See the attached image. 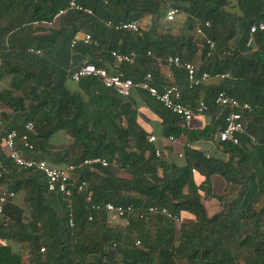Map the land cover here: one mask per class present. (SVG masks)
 Returning <instances> with one entry per match:
<instances>
[{
    "label": "trees",
    "instance_id": "16d2710c",
    "mask_svg": "<svg viewBox=\"0 0 264 264\" xmlns=\"http://www.w3.org/2000/svg\"><path fill=\"white\" fill-rule=\"evenodd\" d=\"M77 5L92 15L69 10L59 16L68 0H0V191L14 194L0 214V264H264V31L246 47L250 28L264 24V0H77ZM170 8L183 21L174 31H163L160 24ZM148 17V27L137 33L105 26ZM198 27L204 38L193 36ZM23 31H29L26 47H11ZM80 33L97 46L72 47ZM205 39L214 43L213 50ZM114 52L138 55L132 65L118 66L122 78L134 83L150 73L164 85L157 61L168 57L198 63L199 72L212 77L229 75L201 96L203 86L191 89L185 72L172 70L181 102L192 107L202 102L205 114L212 115L203 129L185 128L154 98L136 91L160 118L164 138L213 141L224 128L214 105L222 91L251 106L244 118L254 143L241 137L238 146L217 144L226 159L206 158L197 149H185L183 165L156 157L136 122L131 96L117 97L95 77L71 82L85 64L112 66ZM27 124L34 127L27 135L33 152L17 149L56 166H80L74 177L88 184L90 203L84 194H74L68 207L60 195L47 192L43 175L9 160L4 137L24 134ZM58 133L68 137L69 146L53 145ZM96 158L107 167L81 166ZM213 175L224 179L230 193L212 192ZM204 200H216L219 212L208 217ZM106 204L133 206L126 227L109 225L110 215L96 210ZM148 207L166 209L179 223L142 217ZM14 244L29 247L28 263L13 252Z\"/></svg>",
    "mask_w": 264,
    "mask_h": 264
},
{
    "label": "built area",
    "instance_id": "2783aa9c",
    "mask_svg": "<svg viewBox=\"0 0 264 264\" xmlns=\"http://www.w3.org/2000/svg\"><path fill=\"white\" fill-rule=\"evenodd\" d=\"M81 11L88 15H92V11L89 9H82L77 5V0H68V7L65 10L59 12V16L64 15L67 11ZM178 11L174 8H170L165 15L167 22H173L175 17L178 15ZM105 26L114 31H128L137 33L140 31V26L136 22L131 23H111L107 22ZM206 28L209 27V23H205ZM257 31H264V24L258 26H252L249 30V37L247 39L246 47L251 48L254 45V34ZM198 36L203 37L202 28L198 27L195 30ZM83 43L84 45H94L97 43L93 42L89 34H77L72 41V47L77 43ZM206 45L210 50L214 49V43L205 39ZM29 54L40 56L41 52L34 49L27 51ZM114 62L119 64L132 65L137 59L138 55L131 53L129 55H121L118 53H112ZM209 56V54H208ZM158 62L159 69H167L168 74L165 76L166 79L172 78V70H183L186 74L187 81L191 89L206 85L212 78L224 81L229 79V75H217L210 76L206 72H199L198 67L192 63H183L179 57H168L165 63ZM87 77H95L99 79L103 86L113 92L117 97L127 99L131 96L134 91H143L150 97L154 98L163 109L167 112L176 115L180 118L185 128H188L196 116H201L206 112V106L200 102L195 107L184 105L181 102V91L173 84L158 85L155 82L153 76L148 73L143 78L134 83L130 79H124L121 75L110 74L104 68H97L92 64H85L77 69L71 75V82L79 83L82 79ZM214 105L218 108L220 115L224 118V128L215 136V139L219 143H228L234 146L240 144L241 137H248L251 143H254V138L248 136L247 123L244 118L245 113H251L252 108L247 103H240L236 99L230 97L225 92H218L214 98ZM2 129V122L0 120V132ZM34 127L32 124L25 126V133L20 135L16 131L7 133L3 140L4 149L6 151L9 160L18 168L25 170H32L39 172L44 176L46 180V189L48 193L58 194L67 203L68 207H71L74 194H84L85 201L91 202V195L88 191V184L84 181L74 177L75 171L80 168L73 165L56 166L49 164L44 160H36L32 156H25L24 151L29 154L33 152V145L28 139V134L33 133ZM173 141V138H170ZM148 143L152 144L155 142L154 137H148ZM21 146L23 150H18L17 147ZM262 152L264 154V145H262ZM156 157H159V153L156 152ZM101 166L107 167L108 163L103 159H92L82 163L81 166ZM14 197L13 193L2 191L0 192V214L2 213V207L7 201ZM96 210H102L108 213L110 216L125 220L126 225L128 218L132 215L134 208L132 205L128 206H115L112 204H106L104 206H95ZM160 215L166 217L173 223H179L176 217H173L166 209H159L156 207H148L142 211V217ZM88 221H92V217L88 218ZM70 226L73 227V223L70 220ZM139 245V242L136 243ZM43 252V250H41Z\"/></svg>",
    "mask_w": 264,
    "mask_h": 264
},
{
    "label": "crops",
    "instance_id": "0c3cea01",
    "mask_svg": "<svg viewBox=\"0 0 264 264\" xmlns=\"http://www.w3.org/2000/svg\"><path fill=\"white\" fill-rule=\"evenodd\" d=\"M119 65L117 63H113L112 66L106 64V69L110 74H118L119 73ZM163 81L165 84H173L172 78L166 79L165 76L168 74L167 69H163L160 72ZM222 81L212 78L206 85L203 86L201 89V96L209 95V92L211 89H214L215 87H218V85ZM131 100L133 102L132 110L136 113V122L141 127V129L148 134V137H154L155 142L152 143L154 145L156 152L159 153V157L164 159L165 161L169 163H174L178 165H183L185 161V149H189L190 151L193 149H197L198 151L202 152L206 158H209L211 156L217 157L220 159H226L224 156L221 155L220 150L217 149V144L219 142L215 139L213 141H194V142H188L185 137H181L179 139H174L171 141L170 139H166L162 135V127H161V120L160 118L153 113L152 111L148 110L146 106L144 105L143 101L141 100L140 93L134 91L131 94V97L128 99V101ZM7 113L8 110H2ZM212 115L210 113L203 114L201 116H196L192 120L189 128L191 129H203L204 127L208 126L212 122ZM66 136L64 133H60L57 135L56 139H54V143L63 142V137ZM218 178V180H217ZM221 179L217 175H213L210 178V185L211 190L214 194L217 195H226L230 190V186L227 185V183L224 181H220ZM210 201V202H208ZM216 201V200H215ZM207 202L212 203L214 200H204V206L207 211L208 217H212L216 213L219 212V209L216 211H209L207 207ZM219 205V204H218Z\"/></svg>",
    "mask_w": 264,
    "mask_h": 264
},
{
    "label": "rangeland",
    "instance_id": "374dc122",
    "mask_svg": "<svg viewBox=\"0 0 264 264\" xmlns=\"http://www.w3.org/2000/svg\"><path fill=\"white\" fill-rule=\"evenodd\" d=\"M152 20L148 17V18H145L144 20H142L141 22H139V26H140V30H145L148 25L150 24ZM183 21V16L181 14H178L174 21L170 24H166V21H163L161 22V30L163 31H166V30H169V31H174L177 23H181ZM166 24V25H165ZM168 28V29H167ZM29 34V31L27 32H21V33H18L15 37V43L11 45V47L15 48V49H18V50H21V49H24L26 47V41H27V35ZM193 36L196 37V38H201V36H198L195 32H193ZM194 65H196V67H198V63H193ZM60 133H58L59 135ZM53 141V140H52ZM71 143V141L68 139V137L64 136L63 137V142H59V143H55L53 144L54 146H58V145H65V146H69V144ZM220 177V176H219ZM221 179H219L220 181L224 182V179L222 177H220ZM218 180V178H217ZM2 192V191H0ZM210 202V201H208ZM207 202V207H208V210L209 211H216L219 209V205H218V202L214 200V202L212 203H208ZM1 220V219H0ZM109 225L111 226H116V227H121V228H124L126 227V221L125 220H121V219H118V218H115L114 216H110L109 217ZM13 252L14 253H19L21 254L22 256V259H23V262L24 263H28V259H29V256H30V249L28 246L26 245H17V244H14L13 245Z\"/></svg>",
    "mask_w": 264,
    "mask_h": 264
}]
</instances>
